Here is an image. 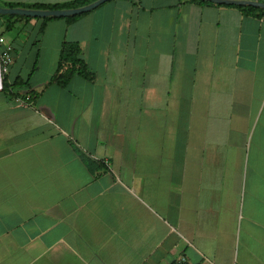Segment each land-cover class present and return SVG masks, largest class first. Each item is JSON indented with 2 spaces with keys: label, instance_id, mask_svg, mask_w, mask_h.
Listing matches in <instances>:
<instances>
[{
  "label": "crops",
  "instance_id": "obj_1",
  "mask_svg": "<svg viewBox=\"0 0 264 264\" xmlns=\"http://www.w3.org/2000/svg\"><path fill=\"white\" fill-rule=\"evenodd\" d=\"M7 15L0 264H264V15L192 0ZM65 41L93 81L49 83Z\"/></svg>",
  "mask_w": 264,
  "mask_h": 264
},
{
  "label": "trees",
  "instance_id": "obj_2",
  "mask_svg": "<svg viewBox=\"0 0 264 264\" xmlns=\"http://www.w3.org/2000/svg\"><path fill=\"white\" fill-rule=\"evenodd\" d=\"M96 0H72L62 4H32V5H25V4H9L8 7H27V8H36V9H55V8H75L88 5ZM200 3H213L207 0H192ZM225 5V4H224ZM240 8L246 13L249 14H256V15H264V8L252 6V5H230ZM85 13L74 15V16H67L63 17L68 22H72L78 19L81 15ZM9 17H24V18H32L29 16H22V15H14L10 14L7 15ZM55 17H46L43 18L44 22L50 20ZM10 27V25H9ZM44 28L42 26L41 30ZM81 47L77 42L72 41H65L62 45L59 59H58V70L57 72L51 77L49 83H57L62 87H66L69 82L73 79V77L78 74L89 81H93L95 79V74L91 71V69L87 66L85 60L82 57ZM4 88L8 90L11 94L13 93V85H9L7 78H4ZM27 101L31 102L33 100V96H29ZM89 166L92 167V162L84 157Z\"/></svg>",
  "mask_w": 264,
  "mask_h": 264
},
{
  "label": "water",
  "instance_id": "obj_3",
  "mask_svg": "<svg viewBox=\"0 0 264 264\" xmlns=\"http://www.w3.org/2000/svg\"><path fill=\"white\" fill-rule=\"evenodd\" d=\"M109 0H96L88 5L75 8L36 9L27 7H3L0 6L1 14H16L31 17H67L89 12ZM216 4L227 5H252L264 8V1L259 0H207Z\"/></svg>",
  "mask_w": 264,
  "mask_h": 264
},
{
  "label": "built area",
  "instance_id": "obj_4",
  "mask_svg": "<svg viewBox=\"0 0 264 264\" xmlns=\"http://www.w3.org/2000/svg\"><path fill=\"white\" fill-rule=\"evenodd\" d=\"M4 43V38L3 36H0V45ZM13 54H12V48L9 44H6L3 49L0 50V67H1V72L2 75L5 76L8 71L10 66L13 63ZM26 98L23 97H17V100L21 103H26Z\"/></svg>",
  "mask_w": 264,
  "mask_h": 264
},
{
  "label": "rangeland",
  "instance_id": "obj_5",
  "mask_svg": "<svg viewBox=\"0 0 264 264\" xmlns=\"http://www.w3.org/2000/svg\"><path fill=\"white\" fill-rule=\"evenodd\" d=\"M14 15H16V14H14ZM25 51H26V52H31L32 49H31V48H28V49H26Z\"/></svg>",
  "mask_w": 264,
  "mask_h": 264
}]
</instances>
